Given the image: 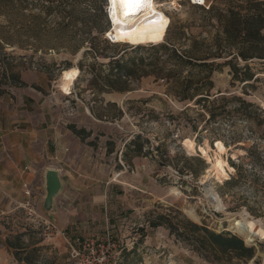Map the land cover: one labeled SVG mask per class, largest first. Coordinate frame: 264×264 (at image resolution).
I'll return each mask as SVG.
<instances>
[{"label": "rangeland", "instance_id": "1", "mask_svg": "<svg viewBox=\"0 0 264 264\" xmlns=\"http://www.w3.org/2000/svg\"><path fill=\"white\" fill-rule=\"evenodd\" d=\"M154 1L169 19L165 34L129 44L105 42L104 33L94 39L101 57L86 52L96 35L94 28L89 29L90 14L95 6L102 8L106 18L100 21L109 31L108 0H30L24 15L12 21L20 31L5 33L9 43L1 40L0 32V96L19 85L12 77H3L7 62L19 78L22 72L43 74L47 86L41 90L42 98L50 104L54 123L50 131L72 144L66 157L46 158L47 163L55 162L61 179L51 210L42 205L44 176L35 200H0V264H18L8 242L20 244V256L30 264H219L207 261L164 225L148 226V216L156 212L179 226L188 219L215 232L234 233L253 246L255 254L233 264H264V237L247 243L231 228L235 219L246 218L264 231V121L256 124L264 110V59L248 60L256 79L245 85L232 80L228 66L207 74L204 67L187 62L189 56L202 58L196 62H223L230 57L214 54L219 20L244 0H206L205 6L188 0ZM48 5L50 12L40 10ZM33 13L39 17L33 20ZM0 26L10 30L6 17L0 16ZM29 27L36 28L35 37L28 36ZM165 42L173 43L170 50L152 48ZM171 49L184 61H176ZM112 58H120L129 73L118 83L123 89H109L101 79L91 83V70L106 73ZM79 62L84 71L69 94L61 92L63 68L68 63L78 68ZM238 62L240 67L246 63ZM190 76L193 86L208 90L210 99L239 96L252 102L254 119L229 113L206 121L207 116L199 115L206 114L204 107L174 95L182 94ZM208 80H212L209 88ZM237 104L228 99L225 110ZM67 124L90 134L82 141ZM186 140L192 142L193 150L184 146ZM217 141L225 147L220 156L232 167L226 166L227 175L221 178L212 164ZM138 147L142 148L139 153ZM231 177L235 180L227 184ZM206 188L217 194L221 209L207 197ZM133 248L124 258V250Z\"/></svg>", "mask_w": 264, "mask_h": 264}, {"label": "trees", "instance_id": "2", "mask_svg": "<svg viewBox=\"0 0 264 264\" xmlns=\"http://www.w3.org/2000/svg\"><path fill=\"white\" fill-rule=\"evenodd\" d=\"M29 1L30 0H0V16L6 17L8 22H10V30L5 31L0 26V32H2L1 40H6V43H9V38L8 36H5V33H11V35H13L14 33H18V31H20L17 28L15 29L12 21L17 16L20 17L24 15L22 11L27 8ZM40 10L50 12L52 10V6H42ZM72 12L73 9L70 13ZM30 16L33 20L39 17L36 13L30 14ZM90 16L92 24L89 29L94 28L96 35L91 42L92 49L86 50V52L90 51L94 57H101V53L98 51L94 39L106 32V26L103 25L102 21H100V18H106V16L105 13H102V8H98L96 6ZM219 22L220 37H218L217 52L214 54L217 57H222L223 53H228V56L230 57L223 62H196L202 58H199L198 56H189L190 58L188 57L187 62L192 64L194 67H204L203 70L207 71V74H210L214 70H218L223 66H228L232 75V80L240 83L244 82V85L250 80H255V74L249 66L248 60L253 58L264 59V0H244L237 4V6L228 9L222 15ZM26 31L29 34V37H35L37 35L36 28L29 27ZM104 41L107 42L106 38H104ZM172 44V42H165L163 44L153 45L152 48L155 50L168 51L170 50V45ZM171 52L173 53L176 61H184L182 55H179L174 49H171ZM238 60L245 61V65L240 67ZM108 63L110 64V67L106 73H99L97 75L91 70V83L95 82L97 79H101L104 82V86L109 89H123L118 86V83H120L122 77L129 74L125 70V64L121 62L120 58H112ZM11 66V62L6 63V71L4 70L3 77H5V75L7 77L8 75V77H12L17 84L25 85V83L20 80L18 74H13V72H11ZM71 66L72 65L68 63V65L64 68H69ZM77 66L79 73L84 71L82 63L79 62ZM211 86L212 80H208V88ZM174 95L180 101L190 102L194 99L195 104H200L204 107L206 114L204 115V113H199V115L202 118L207 116L206 121H214L217 117L229 113H233L234 116L247 120L254 119L252 102L245 101L239 96L227 98L222 95L218 98L210 99V94L207 89H200L196 85L193 86L191 76L188 78V82H185L182 88V94ZM228 99H234L238 102L237 106H234L232 110H225L224 101ZM205 102H209V104L207 105ZM217 102H223V104L216 106L215 104ZM222 108L223 112L221 111ZM187 109L188 106L183 108L182 112H185ZM261 114L263 115V118L258 121L256 120L257 125H261V121H264V110H261ZM67 128L82 141H84L90 134V132L85 128H78L74 124H67ZM193 129H197L196 124L193 125ZM90 144L93 143L90 142ZM141 149V147H138L137 153L141 152ZM231 165L238 171L237 164L231 162ZM204 168L205 167H203V169ZM194 173L197 174V172ZM234 180L235 178L231 177L226 183H232ZM147 223L150 227L164 225L170 232L177 233L179 237L188 242L202 257L211 263L233 264L234 260H250L255 254V248L251 245H246L240 236L228 231L215 232L210 230L204 224H197L188 219L184 221V226H179L170 220L168 215L156 212L155 216H148ZM8 247L12 248L14 257L18 261V264H30L27 257L23 258L20 256V250L22 247L20 244L8 242ZM134 251V248L129 251L124 250V258ZM255 264H258V262L256 261Z\"/></svg>", "mask_w": 264, "mask_h": 264}, {"label": "crops", "instance_id": "3", "mask_svg": "<svg viewBox=\"0 0 264 264\" xmlns=\"http://www.w3.org/2000/svg\"><path fill=\"white\" fill-rule=\"evenodd\" d=\"M43 77L22 72L27 85L12 86L0 96V200H35L41 176L47 168H57L46 158H64L72 149L70 139L50 131L54 123L50 104L42 98L47 86Z\"/></svg>", "mask_w": 264, "mask_h": 264}, {"label": "bare ground", "instance_id": "4", "mask_svg": "<svg viewBox=\"0 0 264 264\" xmlns=\"http://www.w3.org/2000/svg\"><path fill=\"white\" fill-rule=\"evenodd\" d=\"M160 6V4L151 0L150 7L144 6L138 10L134 9L125 16L123 14L125 10L117 4L114 19L112 3L111 0H108L109 19L111 22L110 34L114 41L116 43L141 44L152 39L157 40L161 38L166 32L169 19L160 10ZM117 20L119 22H116ZM78 75L79 70L76 67L63 69L61 72V81L58 83L59 90L65 94H69L71 85ZM183 144L188 150H193L192 142L186 140ZM216 147L218 153L212 163L215 174L218 178L226 177L227 172L225 167L227 166L230 169H232V167L220 156V153L225 150L222 142L217 141ZM203 153H205L204 150ZM206 193L215 207L221 209L222 203L213 189L206 188ZM188 214L196 218L192 210H189ZM231 228L235 229L247 243H252L254 237H264L262 227L257 222L250 221L246 218L240 220L235 219L234 223L231 224Z\"/></svg>", "mask_w": 264, "mask_h": 264}, {"label": "water", "instance_id": "5", "mask_svg": "<svg viewBox=\"0 0 264 264\" xmlns=\"http://www.w3.org/2000/svg\"><path fill=\"white\" fill-rule=\"evenodd\" d=\"M45 196L43 199V208L47 211L51 210L53 205V197L61 189V179L57 169L47 168L44 173ZM248 245V244H246Z\"/></svg>", "mask_w": 264, "mask_h": 264}, {"label": "snow or ice", "instance_id": "6", "mask_svg": "<svg viewBox=\"0 0 264 264\" xmlns=\"http://www.w3.org/2000/svg\"><path fill=\"white\" fill-rule=\"evenodd\" d=\"M113 7V17L115 19V10L119 4L125 11L124 15L127 16L132 10H138L144 6H151V0H111ZM116 22H119L118 20Z\"/></svg>", "mask_w": 264, "mask_h": 264}, {"label": "built area", "instance_id": "7", "mask_svg": "<svg viewBox=\"0 0 264 264\" xmlns=\"http://www.w3.org/2000/svg\"><path fill=\"white\" fill-rule=\"evenodd\" d=\"M191 4H194V5H203L205 6L206 4V0H188ZM107 13H108V16H109V8L107 9ZM105 38L108 42H111V43H116L112 37V35L110 34V30L109 31H106L105 32ZM27 195H29L28 192H26Z\"/></svg>", "mask_w": 264, "mask_h": 264}]
</instances>
